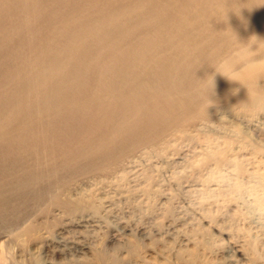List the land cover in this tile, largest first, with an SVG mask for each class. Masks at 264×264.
I'll return each mask as SVG.
<instances>
[{
    "label": "bare ground",
    "instance_id": "obj_1",
    "mask_svg": "<svg viewBox=\"0 0 264 264\" xmlns=\"http://www.w3.org/2000/svg\"><path fill=\"white\" fill-rule=\"evenodd\" d=\"M185 143L205 221L163 236ZM32 259L264 264V0H0V264Z\"/></svg>",
    "mask_w": 264,
    "mask_h": 264
},
{
    "label": "rangeland",
    "instance_id": "obj_2",
    "mask_svg": "<svg viewBox=\"0 0 264 264\" xmlns=\"http://www.w3.org/2000/svg\"><path fill=\"white\" fill-rule=\"evenodd\" d=\"M254 133H255V135H254ZM252 134H253V136H255V138H259V132L258 131H253L252 130ZM258 134V135H257ZM187 145H190V146H187ZM188 149H187V148ZM191 147H192V145L191 144H189V143H185V146H184V151H185V154H187V155H184V156H182L184 159H179L178 161H176L175 163H170V165L168 166V164H166L165 165V161L164 160H160V159H156V158H154L153 159V161L151 162V163H149V164H151V168H150V171H151V173L152 174H154L155 175V177H157L156 178V182H158V185L156 186V187H158V188H161L162 190H163V192H165V194L167 195V196H171V194H172V196L173 197H171L172 198V206L174 207V213L172 214V215H170V216H168L169 218H171V219H169L168 217L166 218H163L162 219V221H163V226L164 227H162L161 229H160V231L162 230V235L163 236H165V235H167V234H172L173 233V235H175V234H177V232L178 231H184L186 228H188L189 227V224H190V222H193V221H195V220H197V219H200V221H205L203 218H202V215H203V211L201 210V207H198V206H200V202L201 201H199L200 200V195L199 194H197L196 192H194V190H197V189H199V188H201V186H202V184L200 183V180L197 178V175H192V176H188V178L187 179H190V180H188V183H187V179L185 178V179H183L182 180V182L181 183H179V184H176V183H174L173 182V177L172 176H175L176 175V173H181V172H183L184 170L183 169H186L185 168V164H184V162H186L187 160H192L193 158L192 157H194L192 154H193V152H192V149H191ZM186 149V150H185ZM187 152V153H186ZM189 156V157H188ZM187 158V159H186ZM189 158V159H188ZM186 159V160H185ZM181 160V161H180ZM164 161V162H163ZM160 162V163H159ZM157 163V164H156ZM153 164V165H152ZM155 164V165H154ZM157 165V166H156ZM155 166V167H154ZM169 167V168H167V167ZM172 166V167H171ZM155 170H154V169ZM161 168V169H160ZM134 169V170H133ZM132 170H129L130 172H131V174H130V172H128V175H129V177L130 178H133L132 176H136V172L138 173V171H139V169H140V167H137L136 168V170H135V168H133ZM158 169V170H157ZM175 169V170H174ZM157 171V172H156ZM175 171V172H174ZM134 172H135V174H134ZM171 172V173H170ZM158 175V176H157ZM164 176V177H163ZM190 177V178H189ZM192 178V179H191ZM134 179V178H133ZM160 180V181H159ZM162 180V181H161ZM194 180V181H193ZM170 182V183H169ZM172 182V183H171ZM195 182V183H194ZM161 184H163V186L161 185ZM164 184H166V185H164ZM194 184V185H193ZM133 185V184H132ZM143 186H144V184H143ZM163 188H162V187ZM170 186V187H169ZM134 187V186H133ZM138 187H141V186H135V188H138ZM132 188V187H131ZM166 188V189H165ZM190 188V189H189ZM186 190V191H185ZM191 191V192H190ZM115 194V193H114ZM114 194H112V196L114 195ZM186 194V195H185ZM191 195V196H190ZM134 196V195H133ZM199 196V197H198ZM198 199H197V198ZM118 200L120 199V201L121 202H119V201H117L116 200V204L114 205V208H115V211H117V213L116 214H118V219H116L117 221H119V220H126V219H129V218H131V217H129V213H130V209L132 208L133 209V207H134V205L137 203L136 201V199H135V197H131L130 198V200L131 199H133L134 200V202H136V203H134L133 202V200H131V202H129V201H124V199H123V197H121V196H119L118 195ZM137 198V197H136ZM195 198V199H194ZM126 200V199H125ZM124 201V202H123ZM199 201V202H198ZM125 202H128L127 204H125ZM189 203V204H188ZM195 203V204H194ZM199 205H198V204ZM131 205V206H130ZM191 205H192V207H191ZM161 205L159 204V207H160ZM184 206V207H183ZM124 208V209H123ZM178 208V209H177ZM185 208V209H184ZM119 209H121L120 210V212H118V210ZM159 209V208H158ZM200 209V210H199ZM128 210H130V211H128ZM202 211V212H201ZM124 212L126 213V214H124ZM127 212H129V213H127ZM199 212H201V213H199ZM158 213H159V210H158ZM158 213H156V214H150L149 216L148 215H146L147 217L144 219V221L142 220V222H143V224H144V226H146V227H148V230L149 231H152V232H155V231H159L157 228V226H154L155 225V223H156V221L158 220L157 218L158 217H156L157 216V214ZM189 213V214H188ZM136 215L138 214V212H136L135 213ZM134 215V217H136V218H134L133 217V220L134 219H136V220H138L139 219V215ZM197 215V216H196ZM198 217V218H197ZM179 218V219H178ZM183 218H184V220H183ZM188 218V219H187ZM191 218V219H190ZM114 218H112L111 219V221H113L114 222V220H113ZM156 219V220H155ZM164 220H165V222H164ZM168 220V221H167ZM173 220V221H172ZM187 220V221H186ZM192 220V221H191ZM152 221V222H151ZM172 222V223H171ZM147 223V224H146ZM184 223V224H183ZM134 224V223H133ZM166 224V225H165ZM172 224V225H171ZM179 224V225H178ZM181 224V225H180ZM169 225V226H168ZM133 226H135V225H133ZM184 226V227H183ZM155 227H156V229H155ZM165 227H167V228H165ZM170 227H172V228H170ZM178 227H179V229H178ZM185 228V229H184ZM181 229V230H180ZM91 230H93V228L92 229H89L88 230V232L86 233V237H88V238H86L85 239V241L87 242V243H90L91 241H93V237L95 236V232H93V231H91ZM98 230V229H97ZM173 230V231H172ZM170 231V232H169ZM90 233V234H89ZM118 233V234H117ZM72 234V235H71ZM88 234H89V236H88ZM112 234L113 235H115V237H116V235H118L116 238H118V239H120L121 237H120V233L119 232H112ZM76 236V235H78L77 233H75L74 234V232H71V233H66V234H63L61 237H64V236ZM93 235V236H92ZM92 238H91V237ZM168 236V235H167ZM170 237V236H169ZM88 239V240H87ZM171 240H172V238H170ZM119 243H117V244H115V243H111V244H109L110 246H108V249H110L109 251H112V250H114V249H116L117 248V245H118ZM25 245L27 246V247H29L30 245H31V247L34 249H36L38 246L36 245V244H31V243H25ZM121 250V249H120ZM229 251H231V248H229L228 249ZM118 252L119 253H121L122 252V250L121 251H119L118 250ZM49 254V255H48ZM36 255H38V254H36ZM52 253H50V252H48L47 254L45 253L44 254V257H45V259L47 260V261H50V260H52ZM51 257V258H50ZM57 259V260H56ZM54 261L56 262V263H65L69 258H67V260H65V258L63 257H60V258H56ZM33 263V259L32 260H27L26 261V264H32Z\"/></svg>",
    "mask_w": 264,
    "mask_h": 264
}]
</instances>
